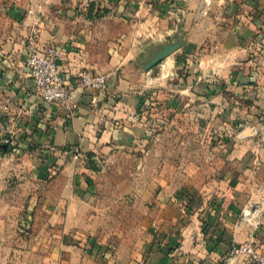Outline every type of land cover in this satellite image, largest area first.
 I'll list each match as a JSON object with an SVG mask.
<instances>
[{
  "label": "crops",
  "instance_id": "0c3cea01",
  "mask_svg": "<svg viewBox=\"0 0 264 264\" xmlns=\"http://www.w3.org/2000/svg\"><path fill=\"white\" fill-rule=\"evenodd\" d=\"M7 14L0 123L29 158L0 214L28 228L17 264H212L245 241L264 251V0H44ZM33 26L60 53L72 115L34 91ZM178 26L185 45L141 70L143 48ZM84 69L108 73V87L78 86ZM214 125L228 132L218 143ZM252 203L253 224L240 216Z\"/></svg>",
  "mask_w": 264,
  "mask_h": 264
},
{
  "label": "built area",
  "instance_id": "2783aa9c",
  "mask_svg": "<svg viewBox=\"0 0 264 264\" xmlns=\"http://www.w3.org/2000/svg\"><path fill=\"white\" fill-rule=\"evenodd\" d=\"M24 64L34 82V91L45 103L53 104L64 109L69 115L73 113V103L69 85L60 75L58 59L60 53L53 47H42L39 44L38 29L32 27L25 37ZM108 73H92L81 70L77 74V85L95 91H103L108 87ZM8 110L7 105L2 107ZM3 144L11 145V138L5 137ZM261 211L259 203H252L243 207L241 219L252 223ZM236 257H243L249 264H264V251L258 250L251 242L233 243L230 245L225 257L219 263L231 264Z\"/></svg>",
  "mask_w": 264,
  "mask_h": 264
},
{
  "label": "rangeland",
  "instance_id": "374dc122",
  "mask_svg": "<svg viewBox=\"0 0 264 264\" xmlns=\"http://www.w3.org/2000/svg\"><path fill=\"white\" fill-rule=\"evenodd\" d=\"M43 3L44 0H0V30L7 29L11 27L9 24L7 10L8 8L15 3ZM68 0H61V3H66ZM137 63V61H136ZM1 101V98H0ZM1 106V103H0ZM1 113V108H0ZM240 128L242 126H239ZM216 126H213V130L208 131L210 136L212 135V140L216 143L219 142L223 133H228L225 130H216ZM238 128V125L236 126ZM235 128V130H236ZM167 133H170L169 128L166 130ZM10 137L12 144L7 145L9 147H17L14 140V134L12 133V128L6 127L5 124L0 123V144H3L2 140L5 137ZM177 150L171 147L167 148V156L169 158L173 157V154ZM28 156H21L17 154L14 150H3L0 147V199L4 198L5 204L0 202V214L4 211L7 206H10V210L13 209V201H15L19 196V180L14 174L16 165H23L28 163ZM12 216V213H10ZM28 228L25 221L18 219H0V264H17L21 254L22 245H27L28 235L24 232Z\"/></svg>",
  "mask_w": 264,
  "mask_h": 264
},
{
  "label": "water",
  "instance_id": "95a60500",
  "mask_svg": "<svg viewBox=\"0 0 264 264\" xmlns=\"http://www.w3.org/2000/svg\"><path fill=\"white\" fill-rule=\"evenodd\" d=\"M186 43L181 32V27L178 26L173 33L167 38L152 43L143 48L141 56L137 60V65L143 71H147L159 64L171 53L183 47ZM3 150H6V144H0Z\"/></svg>",
  "mask_w": 264,
  "mask_h": 264
},
{
  "label": "trees",
  "instance_id": "16d2710c",
  "mask_svg": "<svg viewBox=\"0 0 264 264\" xmlns=\"http://www.w3.org/2000/svg\"><path fill=\"white\" fill-rule=\"evenodd\" d=\"M7 147H9V146H7ZM8 149V148H7Z\"/></svg>",
  "mask_w": 264,
  "mask_h": 264
}]
</instances>
